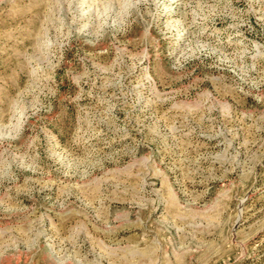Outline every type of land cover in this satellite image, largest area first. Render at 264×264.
<instances>
[{
  "label": "rangeland",
  "instance_id": "obj_1",
  "mask_svg": "<svg viewBox=\"0 0 264 264\" xmlns=\"http://www.w3.org/2000/svg\"><path fill=\"white\" fill-rule=\"evenodd\" d=\"M0 264H264V0H0Z\"/></svg>",
  "mask_w": 264,
  "mask_h": 264
}]
</instances>
